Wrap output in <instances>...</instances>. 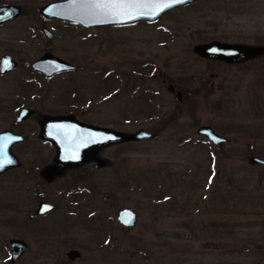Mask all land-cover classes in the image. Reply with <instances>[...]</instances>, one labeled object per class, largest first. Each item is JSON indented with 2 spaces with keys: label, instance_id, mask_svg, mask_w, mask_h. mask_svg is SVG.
Returning a JSON list of instances; mask_svg holds the SVG:
<instances>
[{
  "label": "rangeland",
  "instance_id": "1",
  "mask_svg": "<svg viewBox=\"0 0 264 264\" xmlns=\"http://www.w3.org/2000/svg\"><path fill=\"white\" fill-rule=\"evenodd\" d=\"M56 1L62 0H0L22 9L0 27V57L28 65L49 43L53 54L76 57L80 66L32 87L55 95L28 106L47 111L68 100L88 108L96 125L155 137L115 145L101 153L109 167L70 170L37 191L33 168L51 162L53 153L28 126L13 125L23 102L19 84L32 76L20 70L0 77V132L25 138L13 148L22 169L0 178V264H10L11 239L28 245L13 264H264V167L248 163L251 156L264 159V56L226 65L192 52L213 41L264 46V0H199L155 23L98 29L43 19L39 9ZM202 80L212 85L194 94ZM203 125L228 143L200 138ZM41 200L55 210L36 217ZM123 208L137 215L132 229L116 222ZM69 250L80 258L70 261Z\"/></svg>",
  "mask_w": 264,
  "mask_h": 264
},
{
  "label": "water",
  "instance_id": "2",
  "mask_svg": "<svg viewBox=\"0 0 264 264\" xmlns=\"http://www.w3.org/2000/svg\"><path fill=\"white\" fill-rule=\"evenodd\" d=\"M194 1L196 0H185L183 3H174L172 7L165 9L156 16H137L134 19H124V22L94 23L93 17L88 14L87 10L80 7L82 0H62L51 2L42 6L39 9V12L40 15L47 19L68 21L86 29H93L104 26H125L139 22L154 23L166 13L178 7L189 5ZM20 15L21 6L14 4L1 5L0 17L2 18H0V26L14 21ZM42 32L48 38H52L51 32L47 29H43ZM192 52L204 59L235 64L244 63L264 56V46H251L243 44L230 45L220 42H212L209 44L196 45L192 48ZM16 68L17 65L10 56L5 55L1 58V74L14 71ZM32 69L41 73L45 77H50L65 70H70L72 69V66L66 64L64 61L55 56L46 54L32 64ZM168 90L171 93L174 92L172 86H169ZM174 98L177 102H181V93L177 92ZM28 115V111L23 109L19 113L17 122H21ZM40 126L42 130L41 138L56 148V157L53 164L46 166L41 171V176L48 182H52L56 177L62 176L67 170L80 168L91 162H97L98 165H103V162L99 160L97 154L104 148L128 142L151 140L154 137L152 133L144 130H140L133 134H125L115 130L92 127L72 121L71 119L61 118L45 117L40 122ZM197 135L205 138L214 146L226 144L228 142L227 138L215 133L210 126L199 127L197 129ZM5 137L14 138L7 146V159L11 160L12 163H5L4 166L0 168V177L11 170L22 167L21 162L12 153V147L15 144L22 143L23 137L10 131L1 132L0 138ZM74 153L78 155V158L65 159L66 156ZM248 163L253 166L264 167V159L257 156H251L248 159ZM53 210V205L46 202H39L34 215L42 216ZM125 214H130L132 221L130 224H125L122 221L121 217H125ZM116 222L123 228L132 229L136 226L137 215L133 209L123 208L117 212ZM9 247L11 252L9 260L10 264L15 263L28 249L27 244L24 241L17 239L10 240ZM66 257L70 261H75L80 258V253L77 250H70L66 254Z\"/></svg>",
  "mask_w": 264,
  "mask_h": 264
},
{
  "label": "flooded vegetation",
  "instance_id": "3",
  "mask_svg": "<svg viewBox=\"0 0 264 264\" xmlns=\"http://www.w3.org/2000/svg\"><path fill=\"white\" fill-rule=\"evenodd\" d=\"M196 1H199V0H196ZM196 1H194V2H196ZM193 2V3H194ZM193 3H191V4H193ZM191 4H189V5H191ZM184 7H186V6H184ZM21 12H22V9H21ZM40 13V12H39ZM22 14V13H21ZM21 16V15H20ZM20 16L18 17V18H20ZM43 19H45V20H53V21H59V22H62V23H64V24H66V26L67 27H75V28H84V27H82V26H80V25H77V24H75V23H72V22H68V21H63V20H57V19H47V18H45V17H43L42 15H40ZM17 18V19H18ZM17 19H15V20H17ZM14 20V21H15ZM11 22H13V21H11ZM11 22H9V23H11ZM139 23H147V22H139ZM139 23H136V24H139ZM6 24H8V23H6ZM6 24H4V25H6ZM4 25H1L0 27H2V26H4ZM131 25H134V24H131ZM127 26H130V25H125V26H104V27H113V28H116V27H118V28H120V27H127ZM104 27H98V28H104ZM98 28H93V29H98ZM43 29H47V28H45V27H42L41 28V33H42V35L48 40V41H53V39H54V35H53V33H51L52 34V38H48L42 31H43ZM84 29H86V28H84ZM48 30V29H47ZM49 31V30H48ZM49 32H51V31H49ZM213 42H219V41H213ZM210 43H212V42H210ZM220 43H223V42H220ZM207 44H209V43H207ZM224 44H230V45H235V44H231V43H224ZM236 44H238V43H236ZM199 45H201V44H199ZM243 45H247V44H243ZM251 46H260V45H251ZM53 47H52V45L51 44H47L46 45V47H45V50L43 51V53H42V55L39 57V58H37V59H35L33 62H31L30 64H28V65H26V62H23V61H20V60H15V59H13V57L10 55V54H4V55H2L1 57H0V61H1V58L3 57V56H5V55H8V56H10L11 57V59L16 63V65H17V68L14 70V71H11V72H7V73H4V74H1L0 73V77L1 78H3V77H5V76H9V75H11V74H14V73H16V72H19L20 70H28V72H25V75H28V73L32 76V77H30L31 79H21V83L19 84L20 85V87H19V89L17 90V92L19 91V92H21V91H24V93L22 94V92H21V94H18L17 93V98H20L23 102H20L18 105H17V107H15L16 109L14 110L15 111V117H14V120H13V125L14 126H16V128L17 127H22V126H28L29 128H30V130L29 131H31V133L32 134H36L37 136H38V143L40 142V144L41 145H44V146H46V147H48L49 149H50V151L53 153V158H52V161L51 162H49V163H46L40 170H35L34 168H33V173H37L38 174V176H39V178H40V182H39V184L37 185V188H36V190L37 191H43L44 190V188H47V187H49V186H51L52 184H54L58 179H60V178H62V176L67 172V171H70V170H67V171H65L64 172V174L62 175V176H58V177H56L52 182H48L44 177H42L41 176V171L46 167V166H48V165H51V164H53V162H54V159H55V157H56V148H55V146H53L52 144H50V143H48L46 140H44V139H42L41 138V132H42V130H41V126H40V122L45 118V117H49V118H61V119H71L72 121H76V122H78V123H80V124H83V125H88V126H92V127H97V128H103V129H109V128H106V127H102V126H99V125H96V124H94V122L93 121H90L89 119H87V114L89 113V110H88V108L87 109H83L82 108V106H77V104H74V103H71V101H68V100H66V101H63L62 103H61V107L60 108H57V109H50V106L48 107V109H47V111L45 110V109H42V110H37V109H33V108H31V107H29L28 106V103H30V102H35V101H40L39 103L41 104V103H46L47 104V102H48V100H53L52 98H53V95H55V94H53V92L51 91V89H48V88H45V89H43V91H42V93H41V91L40 92H35L34 91V89L32 88V87H34V88H36L37 90L39 89V87L38 86H36L35 87V85L36 84H38V85H40V86H42V82H44V83H47V85L46 86H48L49 85V83H51L52 81H54L55 79H58V78H60V77H66V76H68V75H70V74H74V73H76V72H78L79 70H80V66H78V62H77V60H76V57H72V58H61V57H59V56H57V55H55V54H53V49H52ZM46 54H48V55H52V56H55V57H57V58H59V59H61L62 61H64L66 64H68V65H70V66H72V69H70V70H65V71H63V72H61V73H58V74H55V75H52V76H50V77H45L44 75H42L41 73H39V72H37V71H34L33 69H32V64L36 61V60H38V59H40L41 57H43L44 55H46ZM197 56V55H196ZM197 57H199V56H197ZM200 59H203V60H206V61H210V62H216V63H223V64H226V65H240V64H245V63H247V62H250V61H254V60H256V59H258V58H260V57H258V58H256V59H254V60H249V61H247V62H244V63H232V64H229V63H225V62H221V61H216V60H209V59H204V58H201V57H199ZM67 78V77H66ZM212 84H211V82H208V81H206V80H202L201 82H199V86H198V88H197V90H194V94L195 93H200L201 91L202 92H206V91H208V88H210V86H211ZM170 86H172L173 87V89H174V95L177 93V92H179V91H176L175 90V87L173 86V85H170ZM169 88V87H168ZM40 90V89H39ZM169 91V90H168ZM179 93H181V92H179ZM181 98H182V94H181ZM181 101H182V99H181ZM39 103L38 104H35V107H38L39 106ZM31 106H32V104H31ZM23 109H25V110H27L28 111V116L25 118V119H23L21 122H17V118H18V116H19V113L23 110ZM40 111H45V112H40ZM68 117V118H67ZM203 126H208V125H203ZM201 127V126H200ZM12 128H14V127H12ZM212 128V127H211ZM213 129V128H212ZM112 130V129H111ZM214 130V129H213ZM5 131H10V132H13L14 134H16V135H20V136H22L23 137V142L22 143H18V144H15L13 147H12V153L14 154V152H13V148L14 147H16V146H18V145H21V144H23L24 143V141H25V138H24V136L22 135V134H20V133H17V132H15V131H13L12 129H9V130H5ZM2 132H4V131H2ZM23 132V131H22ZM215 132V131H214ZM1 133V132H0ZM122 133V132H121ZM216 133V132H215ZM154 135V134H153ZM219 135V134H218ZM221 136V135H220ZM154 137H155V135H154ZM153 137V138H154ZM200 137V136H199ZM200 138H203V137H200ZM226 138V137H225ZM204 140H206L205 138H203ZM36 140V141H37ZM207 141V140H206ZM208 142V141H207ZM208 143H210V142H208ZM228 143V142H227ZM220 145H224V144H220ZM115 146V145H114ZM219 146V145H218ZM111 147H113V146H110V147H107V148H104V149H102L101 151H99L98 152V154H97V157L99 158V160H101L102 162H103V165H98L97 164V162H91V163H89V164H86V165H84V166H87V165H90V166H94V167H96V168H98V169H104V168H106V167H109L110 166V161L109 160H105L104 158H102L101 157V153L102 152H104L105 150H107V149H109V148H111ZM15 155V154H14ZM16 156V155H15ZM17 157V156H16ZM17 159L20 161V159L17 157ZM21 162V161H20ZM22 164V163H21ZM84 166H82V167H84ZM22 167H23V164H22ZM22 167L21 168H19V169H14V170H20V169H22ZM82 167H80V168H82ZM80 168H76V169H71V170H77V169H80ZM14 170H11V171H14ZM11 171H9V172H11ZM8 173V172H7ZM7 173H5V174H7ZM4 174V175H5ZM36 174V175H37ZM2 177V176H1ZM0 177V178H1ZM39 202H46V203H49V202H47V201H45V200H41V201H39ZM38 202V203H39ZM49 204H51V203H49ZM51 205H53V204H51ZM37 206H38V204H37ZM54 206V205H53ZM36 209H37V207H36ZM54 210H55V206H54ZM54 210L53 211H51V212H49V213H47V214H45V215H42V216H36V217H43V216H47V215H49V214H51V213H53L54 212ZM121 210V209H120ZM36 211V210H35ZM34 214H35V212H34ZM120 226V225H119ZM122 227V226H121ZM12 240V239H11ZM17 240H21V239H17ZM23 241V240H22ZM25 242V241H24ZM26 243V242H25ZM27 247H28V245H27ZM9 249H10V247H9ZM28 250V249H27ZM70 251V250H69ZM68 251V252H69ZM67 252V253H68ZM66 253V254H67ZM10 254H11V252H10ZM80 256H81V254H80ZM9 260H10V257H9Z\"/></svg>",
  "mask_w": 264,
  "mask_h": 264
},
{
  "label": "snow or ice",
  "instance_id": "4",
  "mask_svg": "<svg viewBox=\"0 0 264 264\" xmlns=\"http://www.w3.org/2000/svg\"><path fill=\"white\" fill-rule=\"evenodd\" d=\"M183 2L185 0H82L80 7L87 10L93 17L94 23H105L124 22V19H134L137 16H156L172 7L174 3ZM12 139L14 138H0V168L5 163H12L7 159V146ZM76 158L78 155L75 153L65 157V159ZM121 219L125 224L132 222L130 214H125Z\"/></svg>",
  "mask_w": 264,
  "mask_h": 264
},
{
  "label": "trees",
  "instance_id": "5",
  "mask_svg": "<svg viewBox=\"0 0 264 264\" xmlns=\"http://www.w3.org/2000/svg\"><path fill=\"white\" fill-rule=\"evenodd\" d=\"M222 145H219V147H221Z\"/></svg>",
  "mask_w": 264,
  "mask_h": 264
}]
</instances>
